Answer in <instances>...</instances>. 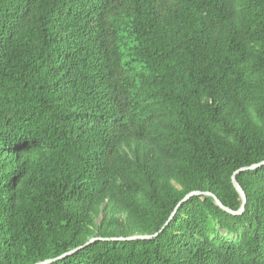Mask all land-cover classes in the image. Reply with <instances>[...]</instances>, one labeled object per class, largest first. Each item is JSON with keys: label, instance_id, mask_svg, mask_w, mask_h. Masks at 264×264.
Listing matches in <instances>:
<instances>
[{"label": "trees", "instance_id": "obj_1", "mask_svg": "<svg viewBox=\"0 0 264 264\" xmlns=\"http://www.w3.org/2000/svg\"><path fill=\"white\" fill-rule=\"evenodd\" d=\"M262 161L264 0H0V264H264Z\"/></svg>", "mask_w": 264, "mask_h": 264}, {"label": "water", "instance_id": "obj_2", "mask_svg": "<svg viewBox=\"0 0 264 264\" xmlns=\"http://www.w3.org/2000/svg\"><path fill=\"white\" fill-rule=\"evenodd\" d=\"M262 166H264V161L262 162H259V163H256L254 165H251V166H247V167H242L238 170H236L232 176V184L234 186V188L236 189V191L238 192V194L240 195L241 199H242V205L240 207V209L238 211H233L231 210L230 208L224 206L216 197H215V200H216V203L225 211H227L228 213H231L233 215H240L242 214L244 211H245V205H246V202H247V197H246V194L243 190V188L241 187V185L239 184L238 180H237V176L240 174V173H243V172H246V171H254V170H257L259 168H261ZM198 195H209L211 196L212 194L211 193H208V192H200V191H193L189 194H187L181 201L180 203L178 204L177 208L175 209V211L172 213L171 217L168 219V221L166 222V224L162 227L161 231L164 230L166 228L167 225H169L170 221L173 219L174 215L176 214V210L179 208V206H181L183 203L189 201L192 197L194 196H198ZM213 196V195H212ZM157 235V234H156ZM151 236H133L129 239L131 240H134V239H146V238H150ZM100 238H92L90 239L87 243H85L84 245L80 246V247H77L67 253H64L63 255L57 257V258H54V259H49V260H46L44 262H41V263H37V264H51V263H54V262H57L59 260H62L68 256H71V255H74L75 253H77L79 250L81 249H84L86 248L87 246H89L90 244H92L93 242L99 240ZM117 240H122V238H117Z\"/></svg>", "mask_w": 264, "mask_h": 264}, {"label": "rangeland", "instance_id": "obj_3", "mask_svg": "<svg viewBox=\"0 0 264 264\" xmlns=\"http://www.w3.org/2000/svg\"><path fill=\"white\" fill-rule=\"evenodd\" d=\"M225 235L227 234V233H224Z\"/></svg>", "mask_w": 264, "mask_h": 264}]
</instances>
